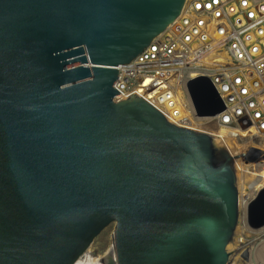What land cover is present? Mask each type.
Wrapping results in <instances>:
<instances>
[{
    "label": "water",
    "instance_id": "obj_1",
    "mask_svg": "<svg viewBox=\"0 0 264 264\" xmlns=\"http://www.w3.org/2000/svg\"><path fill=\"white\" fill-rule=\"evenodd\" d=\"M184 2L0 0V264H74L113 222L118 264H225L230 155L134 94L114 99L118 65ZM187 87L199 115L224 109L208 79Z\"/></svg>",
    "mask_w": 264,
    "mask_h": 264
},
{
    "label": "built area",
    "instance_id": "obj_2",
    "mask_svg": "<svg viewBox=\"0 0 264 264\" xmlns=\"http://www.w3.org/2000/svg\"><path fill=\"white\" fill-rule=\"evenodd\" d=\"M117 68L115 101L134 94L158 105L167 121L179 127L190 129L197 121L207 128L208 136L231 141L233 147L227 152L236 178L241 168L262 174L253 184L246 181L241 195L245 221L255 226L264 215V187H260L264 175V0H185L175 20L133 60ZM199 78L211 82L222 111L198 114L187 84ZM215 103L208 100L200 107ZM222 129L223 137L214 133ZM253 228L263 241L264 225ZM115 255L118 263L117 251Z\"/></svg>",
    "mask_w": 264,
    "mask_h": 264
},
{
    "label": "bare ground",
    "instance_id": "obj_3",
    "mask_svg": "<svg viewBox=\"0 0 264 264\" xmlns=\"http://www.w3.org/2000/svg\"><path fill=\"white\" fill-rule=\"evenodd\" d=\"M179 99L183 100V96H182V92L179 91L178 93ZM118 96L115 97V99H117ZM156 109H158V111H160L161 113L162 110L160 109V107L158 105L154 106ZM188 110H185V113L187 115H189ZM172 124L178 125L175 121L173 120H169ZM183 126V125H180ZM204 126L200 125V123H198L197 121H194L193 124H191L190 129L194 130L195 132H199V133H204V134H208V130L207 128H203ZM214 133H219V136L221 137L222 135L224 136L225 131L222 129L219 132H214ZM222 136V137H223ZM218 137V135H217ZM218 140V138H217ZM222 145H224L225 147H223L226 152H227V148H232L233 144L231 143V141L229 139H227L226 137L224 138H219L218 140ZM237 155V154H234ZM249 172H247L244 169H240L239 170V174L237 176V178L235 177V184H236V190H237V196L239 195V199H238V220L237 223L234 227V229L232 230V234L229 237L226 245H225V251L227 254V260L225 262V264H249L245 261V251L247 252L249 245H250V241H247L245 239V236L247 235V231H248V225L245 221V218L243 216L242 210L245 211L246 210V206L243 205V202L241 200V195L242 193L245 194V192H243V188H244V184L246 183V181L250 184H253L254 181H256L257 177L260 175L262 176V174H258L255 170H251L250 169V173L247 174ZM238 179V180H237ZM260 187H264V175H263V179L262 182L260 183ZM240 228V230H239ZM259 230L256 229V232H258ZM257 235V233H256ZM261 234L259 231V234L257 235V238L260 239ZM264 241V239H263ZM112 246L110 247V249L106 250L104 253L102 254H94L93 253V245L92 243L88 246V248L85 250V252L79 256L77 258V260L74 262V264H118L116 263L114 260L115 255V251H116V243H115V232H114V243L111 244ZM249 256V255H248ZM114 259V260H113Z\"/></svg>",
    "mask_w": 264,
    "mask_h": 264
},
{
    "label": "rangeland",
    "instance_id": "obj_4",
    "mask_svg": "<svg viewBox=\"0 0 264 264\" xmlns=\"http://www.w3.org/2000/svg\"><path fill=\"white\" fill-rule=\"evenodd\" d=\"M222 147L225 146L222 145ZM253 227L255 226H248L247 235L245 236V239L251 242L247 252L245 251V261L249 264H264V246L261 247L264 241H261L257 238L256 229H254ZM114 232V222L108 224L101 230V232L94 238L92 242L94 254H102L106 250L110 249V247L112 246L111 244L114 243Z\"/></svg>",
    "mask_w": 264,
    "mask_h": 264
},
{
    "label": "crops",
    "instance_id": "obj_5",
    "mask_svg": "<svg viewBox=\"0 0 264 264\" xmlns=\"http://www.w3.org/2000/svg\"><path fill=\"white\" fill-rule=\"evenodd\" d=\"M264 246V242H263V244L261 245V247H263ZM260 247V246H259Z\"/></svg>",
    "mask_w": 264,
    "mask_h": 264
}]
</instances>
